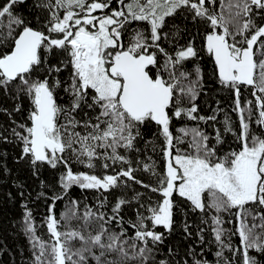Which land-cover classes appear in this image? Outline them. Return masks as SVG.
<instances>
[{"label": "snow or ice", "instance_id": "snow-or-ice-1", "mask_svg": "<svg viewBox=\"0 0 264 264\" xmlns=\"http://www.w3.org/2000/svg\"><path fill=\"white\" fill-rule=\"evenodd\" d=\"M24 3L0 4V43H8L0 51V90L28 99L27 121L13 129L21 158L34 173L45 165L60 171L63 193L51 198L47 240L25 206L31 264H154L178 208L199 214L196 235L201 245L215 243L216 264H264V0H39L35 7L44 15L37 27L16 14ZM179 17L203 28L202 47L196 36L180 44L179 27L164 31ZM201 52L233 97L238 120L237 131L225 116L214 143L198 127L173 125L217 120L215 111L199 115L204 77L198 64L186 67ZM149 124L157 128L162 171L155 161L134 167L121 152L134 150ZM224 133L237 147L221 152ZM76 164L89 171L74 170ZM137 171L151 181L138 179ZM133 185L148 194L120 196L104 210L105 193ZM74 186L99 193L97 205L81 211L72 200L57 218L56 201ZM126 208L134 218L125 217ZM190 228L185 222L188 236ZM188 255L192 264H210L194 248Z\"/></svg>", "mask_w": 264, "mask_h": 264}, {"label": "trees", "instance_id": "trees-1", "mask_svg": "<svg viewBox=\"0 0 264 264\" xmlns=\"http://www.w3.org/2000/svg\"><path fill=\"white\" fill-rule=\"evenodd\" d=\"M4 2L5 0H0V4ZM38 2L39 0H26V3L15 6L16 14L33 27L39 26V20L44 15L40 8L35 7ZM169 19L171 20V18ZM177 27L181 30L178 37L180 44H184L189 38L196 36V46L202 47L203 41L197 35L198 32L202 34V27L194 26L190 20L179 17L175 19V26L169 23L164 31L171 34L176 31ZM2 39L3 37L0 35V40ZM163 46L171 49L166 41L163 42ZM7 50V41L0 43V51ZM196 64L200 66L204 77V87L195 101L199 115L211 116L215 111L217 120L204 123L202 121L174 119V130L180 127H198L210 138H213L212 143H214L216 129H220L221 132L224 130L225 116L233 122V128L238 131V120L233 111V97L221 89L216 82L212 61L206 54L201 52L200 58L197 61L188 62L186 67L191 71ZM243 98L251 99L247 92L244 93ZM59 99L61 103H66L67 96L61 93ZM17 105L21 109L19 112L15 110ZM185 106L190 105L186 103ZM28 111L29 101L26 97L18 99L14 92L0 90V264H31V245L24 231L25 206L32 213L37 235L47 240L48 235L44 220L52 203L51 198L63 194L59 184L60 171L45 165L40 167L39 172L34 173V169L27 158H21V144L13 134V129L20 131L17 125L27 121ZM223 139L224 143L217 146L221 152L237 147L235 138L231 133H224ZM159 145L157 128L154 124H149L141 129V138L136 142L134 150L129 152L121 150V152L128 157L134 167L139 168L144 163L151 164L155 161L157 170L162 171L163 161L160 156ZM74 170L89 171L79 164L74 165ZM95 171L100 174L104 170L97 168ZM134 174L146 183L151 181L148 173L137 171ZM134 191L148 194L147 190L139 185H133L128 189H114L111 193L104 194L108 196V205L104 210L110 211L111 204L115 203L118 197L130 198ZM99 195L93 190H81L74 186L64 195L63 199L56 201L55 213L57 218L66 211L70 201H79L80 210L83 211L85 205L95 207ZM123 214L126 218H134V213L130 208H126ZM174 221V230L170 234L166 233L165 242L159 246L160 251L157 253L154 264H159L160 259L167 260L169 264H176V261H181L182 264L187 259L188 264H192L191 256L188 253L193 248L197 253L202 252L199 258L208 260L210 264H216L215 243L201 245L199 237L196 235L197 229L202 227L199 214L189 213L186 209L178 208ZM185 222L191 225V236H188L184 231ZM226 227L232 228L233 225L228 224ZM157 231H162V229H157ZM204 235L206 240L212 241L210 231H205ZM233 244H238L236 237H233ZM169 249H172L173 254H169ZM225 255H230V253L226 252Z\"/></svg>", "mask_w": 264, "mask_h": 264}]
</instances>
